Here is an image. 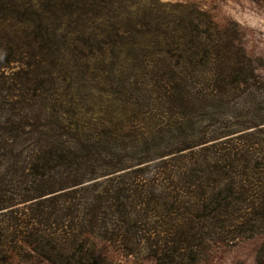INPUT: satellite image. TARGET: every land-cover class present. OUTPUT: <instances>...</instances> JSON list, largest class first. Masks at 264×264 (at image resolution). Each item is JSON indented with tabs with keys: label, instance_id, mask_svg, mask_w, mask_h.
I'll return each instance as SVG.
<instances>
[{
	"label": "trees",
	"instance_id": "16d2710c",
	"mask_svg": "<svg viewBox=\"0 0 264 264\" xmlns=\"http://www.w3.org/2000/svg\"><path fill=\"white\" fill-rule=\"evenodd\" d=\"M144 1L0 0V264H264L257 65L192 7L120 10Z\"/></svg>",
	"mask_w": 264,
	"mask_h": 264
},
{
	"label": "rangeland",
	"instance_id": "374dc122",
	"mask_svg": "<svg viewBox=\"0 0 264 264\" xmlns=\"http://www.w3.org/2000/svg\"><path fill=\"white\" fill-rule=\"evenodd\" d=\"M130 0H127L129 2ZM135 3L137 0H134ZM158 5L171 6L180 5L189 6L210 17L219 28L226 26L234 27L239 32V39L246 55L252 58L258 68V74L264 81V0H155ZM152 4L151 0L139 2V7L129 8L124 3L120 10L124 15L136 13L143 6ZM187 10V9H185ZM118 71V70H116ZM128 72H131L129 70ZM140 78V77H139ZM135 79L130 78L131 85ZM141 81V79L137 80ZM146 81V79H145ZM81 90V97H87L80 100V96L74 95L76 101V113L78 116L84 115L87 107L91 108L93 104L99 107L101 100L95 92H86ZM75 94V93H74ZM112 97H109L111 100ZM80 100V101H79ZM142 101H148L145 97ZM92 109L94 115H98L99 109ZM259 246L258 240L242 242L234 247L224 248L216 251L212 257L204 264H255V254ZM101 255L110 260H122V258L107 245H98ZM12 264H38L34 262L21 263L14 260ZM136 264H154L150 260H143Z\"/></svg>",
	"mask_w": 264,
	"mask_h": 264
}]
</instances>
